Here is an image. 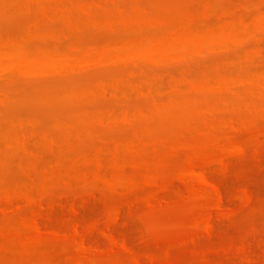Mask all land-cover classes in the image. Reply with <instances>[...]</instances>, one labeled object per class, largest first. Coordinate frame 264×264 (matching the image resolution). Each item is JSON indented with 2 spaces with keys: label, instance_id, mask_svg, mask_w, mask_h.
Masks as SVG:
<instances>
[{
  "label": "rangeland",
  "instance_id": "1",
  "mask_svg": "<svg viewBox=\"0 0 264 264\" xmlns=\"http://www.w3.org/2000/svg\"><path fill=\"white\" fill-rule=\"evenodd\" d=\"M23 4L32 14L39 7L55 15L24 21L20 34L22 17L15 22L13 16ZM0 11L14 12L11 20L0 12V28L21 29L0 43L44 41L48 47L35 56L64 57L72 49L74 64L84 51L92 61L55 76L77 81L36 106L19 105V89L7 99L0 93V200L33 190L20 208L0 213V264H264V140L226 170L209 171L211 180H243L259 169L253 172L260 176L238 181L251 187L252 202L236 209L234 219L214 214L213 189L190 179L151 207L121 208L115 231L110 223L114 235L104 234L114 207L142 201L157 183L188 176L264 132V83L257 80L264 73V30L255 28L264 0H0ZM162 37L165 48L150 59ZM118 50L123 58L114 60ZM166 53L171 57H161ZM108 112L113 119L101 122ZM240 186L227 187L231 202L218 215L240 205ZM85 197L91 201L86 198L89 204L83 201L75 216L72 205ZM54 204L51 219L35 233L29 225ZM208 211L219 220L214 217L211 236L198 239ZM225 228L239 235L224 237Z\"/></svg>",
  "mask_w": 264,
  "mask_h": 264
},
{
  "label": "bare ground",
  "instance_id": "2",
  "mask_svg": "<svg viewBox=\"0 0 264 264\" xmlns=\"http://www.w3.org/2000/svg\"><path fill=\"white\" fill-rule=\"evenodd\" d=\"M18 1H20V0H18ZM24 6L23 7H25V4H23ZM32 5V4H31ZM30 7V9H31V6L29 5V4H26V7L25 8H27L26 10H25V8H24V10L23 11H21V12H16V13H14V12H7V14H6V12L5 11H0L1 12V14L3 13V16H5V17H3V18H6L7 17V19H8V17H9V20H11L12 18H11V16L12 15H16L17 14V16H13V18H14V21L15 22H18L19 20H15V19H17L18 17H22L21 18V21H19V22H21L24 26H21V29L23 30V32H22V30H21V33H20V30H17V32H19L20 34H23V33H25L26 32V30L25 29H23L24 27H25V25H26V23L28 24V23H30V21L31 22H34V21H38L39 20V18H42V19H46V17L48 18V19H50L51 17H53L54 15H55V13L53 14V15H51V17L49 18L48 16L50 15L49 13L47 14H45L43 11H42V9L40 10V8L38 7V9H36L35 11V13L34 14H32V9L30 10L29 9V7ZM28 9L30 10V11H28ZM38 10H40V11H38ZM24 12H27V13H24ZM29 12L31 13L30 15H29ZM14 13V14H13ZM40 13V14H39ZM1 14H0V17H2L1 16ZM5 14V15H4ZM21 14V15H20ZM23 14H24V16H23ZM10 15V16H9ZM27 15V16H26ZM34 15V16H33ZM38 15L40 16V17H38ZM45 17H43V16ZM38 18H37V17ZM42 16V17H41ZM17 17V18H16ZM34 17H36V19L37 20H29V18H34ZM3 18H0V19H3ZM20 18H18V19H20ZM257 18V19H256ZM258 18H262V19H264V17H262V16H256L255 17V19H256V21H258V22H256L255 21V28L258 30V29H260V28H262V30H264V20L262 21V19H259L258 20ZM26 19H28L29 20V22H28V20H26ZM24 21H27L26 23L24 22ZM262 21V22H261ZM261 22V23H260ZM258 24V26H260V27H258V26H256L257 24ZM263 24V25H262ZM263 27H262V26ZM20 27H18L17 29H19ZM261 30V29H260ZM261 30V31H262ZM15 31H16V29H15ZM14 31V29L13 28H11V27H7V28H0V39H3V38H5V39H11V37H14L15 35H17V32H15ZM259 31V30H258ZM12 33L13 34H15V35H12ZM29 33V32H28ZM27 33V34H28ZM29 35H30V33H29ZM31 35H33V34H31ZM33 37H34V35H33ZM164 38L162 37V38H160V40L158 39L157 40V44L152 48V49H150V51L148 52V57L150 58V59H156V57H155V53L156 52H161V51H163V49L165 48V46H166V39L164 40ZM159 41V42H158ZM43 43V44H42ZM45 43H47V42H42V41H38V42H36V44L35 43H31V45L33 46H30V47H32V49L29 47V46H25V45H21V46H24V47H26V48H23V47H19V45L17 46V45H13V47H11L12 45H4V44H2V43H0V93L1 94H3L4 95V98L5 99H7L8 97H10V95H11V93L15 90H17V89H19V102H18V104L19 105H23V106H25L26 104H28L29 103V105H34V106H36V105H38L39 103H40V101H41V99L43 98V97H50L52 94V97L53 96H57V95H59L60 93H61V89L63 88V86H69L70 84L72 85V83H75L76 81H77V79L74 81V80H72V81H70V79H72V78H70V79H68L67 81H68V83H66V81H64V80H61L60 79V81H59V78L58 77H55V76H59V77H62L61 75H62V72H63V74H64V71H67V70H69V69H76L77 67H81V65L82 64H86V65H89V64H91L92 63V61H91V59H90V57H89V53L87 52V51H84V53H81V52H79V53H81L82 55V58H81V56H80V58L82 59L81 60V62L80 63H77V64H74L72 61H73V57L71 56V50H69L68 51V55L67 56H64V57H60V56H56L55 57V55H51L50 53H47V52H45V54H42V55H39V56H35V54H38L42 49L41 48H43L44 47V44ZM42 44V45H41ZM48 45V43L47 44H45V46H47ZM40 46V47H39ZM42 46V47H41ZM15 47H16V49H15ZM48 47V46H47ZM72 47V46H71ZM71 47H69L68 49H70ZM11 48V50H12V48L14 49V50H18L17 52H15V54H14V50H13V52L12 51H9V53H6V51H7V49H10ZM20 48V49H19ZM39 48H40V50H39ZM63 48V46H60V47H57V49H59V50H61ZM74 48V47H73ZM116 49H118V48H116ZM33 50H34V52H33ZM111 50V49H110ZM109 49H108V51H107V49L106 50H104V52H102V56L100 57V63L101 64H104V63H106L107 62V58L109 57L108 56V53H109V51H110ZM8 52V51H7ZM83 52V51H82ZM47 53V54H46ZM86 53V54H85ZM116 53H117V55H116V57H114V60H121L122 58H123V55H122V53L120 52V50H118V51H116ZM165 53V52H164ZM88 54V55H87ZM156 54H158V53H156ZM83 55H84V57H83ZM169 55H170V57H171V54H168V53H166V54H162L161 55V57H163V58H169ZM70 56V57H69ZM72 57V58H71ZM113 57H111V59H112ZM127 61H137L135 58H130V59H128ZM82 63V64H81ZM5 73H7V74H9V75H7V76H4V75H6ZM262 75L264 76V73L263 74H261L259 77H258V79L257 80H262V81H260V82H262V83H264L263 81V77H262ZM51 76V77H50ZM4 77H6L4 80H2V78H4ZM46 77H50L51 79H53L54 77L57 79V81H56V79H53L52 81H51V79L49 80V79H47V80H49L48 81V83H47V80H46ZM45 79V81H44V83H43V80ZM75 79V78H74ZM74 81V82H73ZM58 82H60L59 84H56V83H58ZM65 83V84H63V83ZM47 83V84H46ZM54 83V84H53ZM45 84V85H44ZM50 84H51V86H50ZM56 84V86L54 87V85ZM204 84V85H203ZM203 84H200V85H197V86H195L197 89H201V88H205L207 85V83H203ZM47 85V86H46ZM206 85V86H205ZM20 86V87H19ZM60 86H62V87H60ZM33 87V88H32ZM45 87V88H44ZM53 87V88H52ZM59 89H58V88ZM201 87V88H200ZM32 88V89H31ZM36 88V91H34L33 92V90ZM51 88V89H50ZM55 88V89H54ZM57 88V89H56ZM195 88V89H196ZM43 89V90H42ZM45 89H46V91H45ZM50 90V91H47V90ZM103 92H104V89H103ZM75 96V95H74ZM4 98H0V101H3L4 100ZM77 98H80V97H76V99ZM71 100V99H70ZM73 100H75V98L73 97L72 98V101ZM78 100V99H77ZM34 102H36L35 104H34ZM33 103V104H32ZM17 105V104H16ZM16 105H12V107L14 106H16ZM40 107H41V105H39ZM13 109H15V108H13ZM8 113H10V111H8L6 114H8ZM111 114V112H108L107 114H103V115H101L100 117L102 118V117H104L105 119H101L100 117H99V120L101 121V122H104V121H106V120H110L111 118L110 117H112V119H113V115H110ZM110 115V116H109ZM110 118V119H108V117ZM107 117V118H106ZM123 117H125V118H123L124 120L126 119H128V115L127 116H125V115H123ZM111 119V120H112ZM104 120V121H103ZM254 138V139H253ZM253 138H250L248 141L247 140H245V141H243V142H240L239 144H237L236 146H235V148H234V150H232L231 152H229L227 155H224V156H221V157H217V158H211V159H207L205 162H203V164H201V165H199V166H196L195 168H193L192 169V171L190 172V174L188 175V176H181V177H179L178 179L176 178L175 180H169V181H165V182H163L162 184H158L157 183V187L154 189V190H156V191H152L151 193L152 194H150L147 198H143L142 199V201H140L141 199H137V200H139V202L136 200V201H133V202H131V201H129V202H126V203H128V204H126L125 203V205L123 204V206L121 207V206H117L116 207V209H115V207L113 208V210H112V212H114V214H110V216H109V218H110V220L111 221H109L108 220V222H109V224L107 225V226H109L110 227V223L112 224V230L114 229V231H115V228H116V223H117V225L119 224L118 222H120L121 220V218L120 217H123V216H121V208H124L125 206V208H127L126 210L125 209H123L124 211H130V210H134V209H136V208H138V207H140V206H145V204H148V206L147 207H151V206H153V205H155V203L156 204H158V203H160V202H162V201H164V200H166L168 197L167 196H169V194H172V192L173 191H178L180 188H178L177 190H176V187L178 186V187H180V184L182 185V184H185L186 182H188V181H191V180H193V181H195V182H197V183H195V184H197V185H202V186H204V187H206L207 186V188H208V186H209V188H212L213 190H211L210 191V193L211 194H213L214 195V197H215V201H214V204H213V206H215V207H213V208H215V209H213L214 211L216 210V212H214L213 211V213L214 214H216L217 216H219L220 218H222V220H231V219H234L236 216H234L235 215V213L237 212L238 213V211L239 210H242V208L244 209V207L246 206L247 207V205H250V203L252 202V189H251V187L250 186H247L245 183V185L243 184V185H241L240 186V184L239 183H241V182H239L238 183V181H240L241 179H239V178H237L236 180H234V178L235 177H233L232 175L231 176H229V177H232L231 179L232 180H234V182L236 183H238V185L237 184H235L231 179H228L227 177L228 176H225V177H222V178H224V179H222L221 180V177H218V178H220V179H218V181H217V179H214V180H211V179H213L210 175H209V171L210 170H212V169H214V168H220V169H223V170H226V168H227V166H228V164L233 160V159H241V158H243V157H245L246 156V154H247V152H248V150L249 149H251V148H254V147H257L260 143H261V141L262 140H264V132H261V134H259V135H257V136H255V137H253ZM248 166H250V165H246V166H244V168L246 167V168H248ZM249 169H250V167H249ZM249 169H247V170H249ZM253 169V168H252ZM252 169H250V171H251V174H250V172L248 171V173L245 175V178L243 179V180H241L242 182L243 181H245L246 182V178H249V176H248V174H250V175H253V177H254V175H255V177H257L256 175L258 174L259 175V169H257L258 170V172L259 173H256L257 172V170L255 169V170H253V171H256V172H253L252 171ZM261 171H264V170H261ZM253 173V174H252ZM255 173V174H254ZM261 174V177L264 175V173L263 172H261L260 173ZM260 176V175H259ZM216 178V177H215ZM191 179V180H190ZM226 179V180H225ZM228 179V180H227ZM219 180H220V182H219ZM224 180V181H223ZM192 182V181H191ZM194 183V182H193ZM206 185V186H205ZM232 185H236V186H240L241 187V189L243 188L244 190L243 191H241L242 193L241 194H238V192L236 193L238 196H240L241 198H240V205L239 206H237V208H235V206H233L230 210H228L229 212L228 213H222V212H224V211H222V212H220V213H222L221 215H218L219 213H217L218 211H221L222 210V208H226L225 207V205L227 204V202L226 201H228L229 199L227 198V196L228 195H226L225 196V193H227L226 191H228L227 190V187L228 186H232ZM244 186V187H243ZM193 188H194V186H193ZM228 189H229V187H228ZM262 190H263V192H264V186L261 188ZM194 190V189H193ZM175 192H173V193H175ZM213 192V193H212ZM215 192V193H214ZM32 193H33V190L30 188V189H26V191L24 192V194H22V195H20V197H18V198H8L7 199V197L5 198V199H3V200H0V213H4L5 211H9V210H11V211H14V210H16V209H18V208H20L19 206L21 205V203H22V200H24V199H27V200H29L30 198H31V195H32ZM216 194V195H215ZM91 196V195H90ZM89 196V197H90ZM95 196V195H94ZM93 195H92V198L94 197ZM88 197V198H89ZM167 197V198H166ZM226 197V198H225ZM230 197V196H229ZM86 198L87 197H85V198H82V200H81V202L80 203H82L83 201V203H87V200L90 202L91 201V199L89 198H87V200H86ZM95 198V197H94ZM93 198V199H94ZM166 198V199H165ZM227 199V200H226ZM230 200H231V197H230ZM89 202L87 203V204H89ZM135 202H137V203H135ZM142 204H141V203ZM229 202H231V201H228V205H229ZM83 203L82 204H79L78 205V203L77 204H73L72 205V207H71V211H72V213L75 215V216H78L79 214H80V205H82L83 206ZM87 204H85V205H87ZM138 204V205H137ZM242 204V205H241ZM140 205V206H139ZM231 205V204H230ZM138 206V207H137ZM56 205L54 204V205H52L51 207H49L48 209H46V211H44V212H42V213H40L39 215H38V217L37 218H35L34 219V221L29 225L34 231H35V233H41V231H42V229H43V226H44V223H43V220L44 219H47V220H49V219H51L50 217H51V215L53 214V212H54V210L56 209ZM120 207V208H119ZM240 207V208H239ZM130 208V209H129ZM133 208V209H132ZM235 208V209H234ZM239 208V209H238ZM236 209H238V211L236 210ZM20 210V209H19ZM235 210V211H234ZM111 212V213H112ZM210 212L208 211V213H205L206 214V218H205V220L204 219H201L203 222L201 223V224H199L198 225V227L199 228H201V229H199L195 234L196 235H198L197 236V238L198 239H200L203 235H205V236H208L209 237V235L211 236V233H212V231H213V228H214V222L216 221V219H215V221H214V217L216 218L217 216L216 215H213V213H212V211H211V213L209 214ZM237 213H236V215H237ZM124 214V213H123ZM204 214V215H205ZM112 215H113V217H112ZM213 215V216H212ZM112 217V218H111ZM219 217H217V220H219ZM204 218V217H203ZM221 220V219H220ZM113 222V223H112ZM30 222H28V224H29ZM115 223V224H114ZM78 224V223H77ZM79 225V224H78ZM115 225V226H114ZM75 224H74V230H75ZM78 227H80V226H76V233H78L79 232V229H78ZM111 227H110V230H109V228H108V231L107 230H104V234L106 235V233L108 234V235H110V233H112V232H114V231H112L111 232ZM115 227V228H114ZM106 229V228H105ZM230 229H232V228H229L228 230L225 228V229H223L222 231H221V233H223L224 231V237H225V235H226V237H229V236H232L233 237V235H236V236H238L239 235V232L238 231H236L234 228L231 230V231H233L234 233H235V231H236V233L237 234H232L233 232H231L230 231ZM78 230V231H77ZM201 230V231H200ZM107 231V232H106ZM228 231H230V233L228 232ZM201 232H202V235H199V234H201ZM228 232V233H227ZM115 233V232H114ZM114 233L113 234H111L110 236H112V235H114ZM199 233V234H198ZM227 233V234H226ZM193 235V239L192 238H190V240L192 241V242H196L197 241V239H196V237H194V236H196V235ZM107 236V235H106ZM109 236V237H110ZM82 240H85V239H82ZM196 240V241H195ZM80 242V241H79ZM124 242H126L127 243V241L126 240H124ZM123 242V244L121 243V246L123 247V248H127V244H125ZM85 243L87 244V242H85V241H81V246L82 247H84L85 248ZM77 245H79V244H77ZM88 245V244H87ZM80 246V247H81ZM89 246V245H88ZM80 247L78 246V249H80ZM87 247V246H86ZM84 248L82 249V251H81V249H80V251L79 252H83V253H81V256L82 255H86L85 253H84ZM88 249L89 248H87L86 249V251L88 252ZM77 251V254L79 253ZM76 254V255H77ZM79 255V254H78ZM87 256V255H86ZM85 256V257H86ZM84 257V256H83ZM78 258V257H77ZM79 258H82V257H79Z\"/></svg>",
  "mask_w": 264,
  "mask_h": 264
}]
</instances>
